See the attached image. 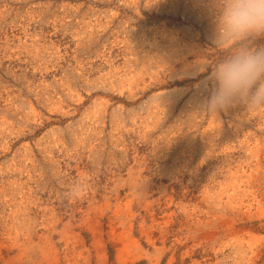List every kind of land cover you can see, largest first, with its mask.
<instances>
[{
	"label": "rangeland",
	"instance_id": "1",
	"mask_svg": "<svg viewBox=\"0 0 264 264\" xmlns=\"http://www.w3.org/2000/svg\"><path fill=\"white\" fill-rule=\"evenodd\" d=\"M216 14L0 0V264H264V109L208 111Z\"/></svg>",
	"mask_w": 264,
	"mask_h": 264
},
{
	"label": "clouds",
	"instance_id": "2",
	"mask_svg": "<svg viewBox=\"0 0 264 264\" xmlns=\"http://www.w3.org/2000/svg\"><path fill=\"white\" fill-rule=\"evenodd\" d=\"M216 10L213 42L230 51L212 69L207 109L214 113L237 101L249 111L264 109V47L244 43L264 35V0H216Z\"/></svg>",
	"mask_w": 264,
	"mask_h": 264
}]
</instances>
